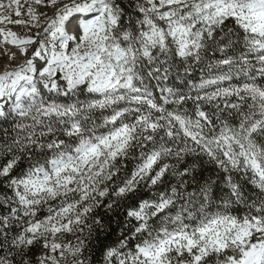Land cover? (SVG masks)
Masks as SVG:
<instances>
[{
	"label": "snow or ice",
	"instance_id": "snow-or-ice-1",
	"mask_svg": "<svg viewBox=\"0 0 264 264\" xmlns=\"http://www.w3.org/2000/svg\"><path fill=\"white\" fill-rule=\"evenodd\" d=\"M0 264H264V0H0Z\"/></svg>",
	"mask_w": 264,
	"mask_h": 264
}]
</instances>
